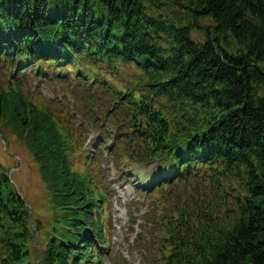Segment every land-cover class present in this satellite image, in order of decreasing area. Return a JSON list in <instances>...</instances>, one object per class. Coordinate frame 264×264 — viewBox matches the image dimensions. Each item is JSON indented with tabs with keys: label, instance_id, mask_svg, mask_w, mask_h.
Returning a JSON list of instances; mask_svg holds the SVG:
<instances>
[{
	"label": "trees",
	"instance_id": "trees-1",
	"mask_svg": "<svg viewBox=\"0 0 264 264\" xmlns=\"http://www.w3.org/2000/svg\"><path fill=\"white\" fill-rule=\"evenodd\" d=\"M3 64L0 136L23 140L57 215L43 233L0 163V264L99 261L110 139L164 205L194 191L155 209L152 264H264V0H0ZM30 68L81 92L76 112L24 89Z\"/></svg>",
	"mask_w": 264,
	"mask_h": 264
},
{
	"label": "rangeland",
	"instance_id": "rangeland-1",
	"mask_svg": "<svg viewBox=\"0 0 264 264\" xmlns=\"http://www.w3.org/2000/svg\"><path fill=\"white\" fill-rule=\"evenodd\" d=\"M199 36L200 34L195 31L192 33L194 40H197ZM13 73L14 70L9 69L6 65L0 67V76L4 80H9ZM19 81L20 85L31 93L39 92L46 102L60 101L62 104H68L72 113L76 112L74 105L75 102L78 105L77 94L81 92L70 91L63 81H44L37 77L31 69L21 74ZM73 82L76 83L75 80ZM72 122L75 127L82 124L83 127H80L87 128L88 134L94 137L88 125L82 123L81 119L72 120ZM93 137H90L88 144L84 146L85 149L91 148ZM5 139H8V143L5 142ZM5 139L0 136V163L11 170L21 195L33 211L34 220L42 219L43 233L50 232L54 215L57 213L51 195H48L45 184L37 173L36 164L32 162V154L29 153L19 136L7 133ZM99 166L97 178L102 182L104 190L107 192V204L110 212V216L105 218L110 226V245L98 264H152L151 260L155 254L154 243L158 239L153 235L155 227L149 219L157 215L156 208L169 209L178 198L185 200L194 191L187 192L184 187H179L174 188L171 192L172 189L168 188L166 192L168 202L164 205L157 197L148 196L149 194L144 195L137 191L136 187H139L137 176L130 177L106 156L101 159ZM133 168L136 174L149 171L144 166L134 165ZM143 187L145 188L142 186L139 189L142 190ZM144 212L147 213L145 217ZM133 221H135V225ZM38 240V245L45 241L42 232Z\"/></svg>",
	"mask_w": 264,
	"mask_h": 264
}]
</instances>
